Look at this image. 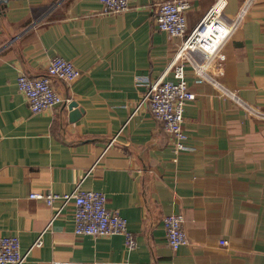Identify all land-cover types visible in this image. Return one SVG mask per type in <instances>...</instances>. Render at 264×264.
Returning a JSON list of instances; mask_svg holds the SVG:
<instances>
[{
    "label": "crops",
    "instance_id": "crops-1",
    "mask_svg": "<svg viewBox=\"0 0 264 264\" xmlns=\"http://www.w3.org/2000/svg\"><path fill=\"white\" fill-rule=\"evenodd\" d=\"M163 1L133 0L116 14H102L99 0H8L0 9V237H18L23 264H264V0H224V20L243 14L224 59L208 62L202 82L185 66L195 98L177 154L138 107L147 83L174 80L168 68L184 39L157 29ZM185 1L188 34L218 0ZM55 56L80 77L53 78L63 102L31 113L17 78L43 76ZM80 182L106 195L135 248L120 235L77 236L71 204L58 212L59 200L29 197L69 194ZM169 214L182 215L188 239L175 251Z\"/></svg>",
    "mask_w": 264,
    "mask_h": 264
},
{
    "label": "built area",
    "instance_id": "built-area-1",
    "mask_svg": "<svg viewBox=\"0 0 264 264\" xmlns=\"http://www.w3.org/2000/svg\"><path fill=\"white\" fill-rule=\"evenodd\" d=\"M133 0H99L102 14H116L127 11ZM224 0H218L216 6L201 20L198 26L187 34L185 11L190 5L185 0H165L157 5L156 26L159 31L173 37H184L183 42L175 54L169 71L173 81L159 78L147 83L138 107L145 104L153 119L174 141V152L186 150L187 135L183 127L184 108L188 101L195 98L186 81L185 66H190L198 82L207 79L206 68L208 62L218 58L223 60L221 52L223 44L237 28L243 14H238L233 21H226L220 12ZM80 70L61 56L53 57L45 70V74L38 78H30L20 73L17 78L18 90L25 97L31 113H38L53 108L63 102L62 97L55 90L52 79L62 80L68 84L80 77ZM139 80V78H138ZM251 110L250 107H245ZM259 115V114H257ZM81 182L69 194L58 195L50 191L30 194L31 199L41 200L47 205L54 201L61 202L58 212L71 204L73 206L74 233L77 236L106 237L120 235L123 237L127 249L136 247V239L127 228V222L118 213L106 207L107 198L102 192L82 190ZM57 212V213H58ZM53 216V218L57 215ZM184 219L180 214H169L163 218L168 246L178 250L187 244L188 239L183 228ZM223 243V242H222ZM42 245L41 236L33 246ZM27 254L20 252L17 236L0 237V264H23ZM52 264H82L79 262H53Z\"/></svg>",
    "mask_w": 264,
    "mask_h": 264
},
{
    "label": "water",
    "instance_id": "water-1",
    "mask_svg": "<svg viewBox=\"0 0 264 264\" xmlns=\"http://www.w3.org/2000/svg\"><path fill=\"white\" fill-rule=\"evenodd\" d=\"M7 1H8V0H0V9H1L4 5L7 4ZM68 107H69L70 110H72L73 108H76V105H75V103L71 102V103L69 104ZM74 111H75V112H73L72 115H73V116H77V115H78V110H74Z\"/></svg>",
    "mask_w": 264,
    "mask_h": 264
}]
</instances>
